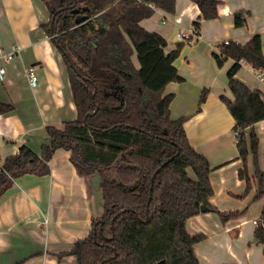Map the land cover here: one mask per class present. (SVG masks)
<instances>
[{"label":"trees","instance_id":"trees-1","mask_svg":"<svg viewBox=\"0 0 264 264\" xmlns=\"http://www.w3.org/2000/svg\"><path fill=\"white\" fill-rule=\"evenodd\" d=\"M42 1L50 18L55 17L52 42L69 57L63 60L77 117L61 128H47L49 140L39 154L23 145L6 158L0 166V198L23 176L49 175L53 155L65 150L81 177H99L104 203L103 216L92 221L89 235L75 242L67 254L75 257V264H200L194 246L203 237L189 235L186 221L200 215L201 206L215 211L210 205L213 169L189 144L185 120L170 118L174 95L164 93L168 84L184 81L174 66L184 44L166 53V40L141 25L157 10L174 14L176 0ZM190 1L200 9L193 24L199 36L202 21L216 19L221 2ZM80 16H86V21L76 25ZM249 17V12L235 13V26H246ZM43 27L50 34V22ZM217 47L219 54L213 57L219 67L234 61L227 74L233 101H223L235 119L239 157L244 163L249 155L254 157L260 197L264 170L258 169L254 126L264 121V98L235 75L241 62L264 70L262 40L255 35L245 45L228 41ZM206 97L204 91L199 106ZM13 111V105L0 102V115ZM239 178L246 181L248 191L246 167ZM255 241L264 248V210Z\"/></svg>","mask_w":264,"mask_h":264},{"label":"crops","instance_id":"crops-1","mask_svg":"<svg viewBox=\"0 0 264 264\" xmlns=\"http://www.w3.org/2000/svg\"><path fill=\"white\" fill-rule=\"evenodd\" d=\"M219 1L218 17L202 21L199 36L193 24L200 9L190 0H176L174 14L157 10L141 25L166 40V53L184 44L174 61L184 81L168 84L164 93L174 95L170 118L185 120L189 144L213 169L210 205L215 211L186 221L189 235L203 237L194 246L199 263L264 264V248L255 241L254 224H261L264 194L258 197L253 155L245 163L239 157L235 119L223 101H233L227 74L234 61L219 67L213 57L219 54L218 44L235 41L245 45L255 35L261 37L264 54V0ZM237 12L250 13L242 28L234 23ZM50 21L42 0H0V67L5 69L0 75V102L14 107L13 112L0 115V166L23 145L39 154L49 140L47 128H61L77 117L63 55L43 27ZM178 34L189 35L191 41L179 39ZM133 63L138 68L136 56ZM29 67L36 70V88L29 85ZM235 79L260 91L264 98V83L247 63L241 62ZM204 91L207 97L199 106ZM254 129L259 141L258 169L263 171L264 121ZM70 155L57 150L49 162V175L23 176L0 198V264L76 263L67 254L75 242L89 235L92 221L103 216L104 203L100 179L81 177ZM244 167L250 178L248 191L246 181L239 178Z\"/></svg>","mask_w":264,"mask_h":264},{"label":"built area","instance_id":"built-area-1","mask_svg":"<svg viewBox=\"0 0 264 264\" xmlns=\"http://www.w3.org/2000/svg\"><path fill=\"white\" fill-rule=\"evenodd\" d=\"M177 37L179 39L185 41V42H188V43L191 41L190 40L191 37L189 35H187V34H178ZM9 59H11V56H9L7 58V60H9ZM255 71H256L257 78L259 79V81L264 83V70L263 69H259V70H255ZM4 73H5L4 67H0V75L2 76V75H4ZM26 75H27L30 87L31 88H36L37 84H38V76H37L35 68L34 67L27 68ZM254 224L258 226V225H260V222L254 221Z\"/></svg>","mask_w":264,"mask_h":264},{"label":"water","instance_id":"water-1","mask_svg":"<svg viewBox=\"0 0 264 264\" xmlns=\"http://www.w3.org/2000/svg\"><path fill=\"white\" fill-rule=\"evenodd\" d=\"M61 11H62V10H60L59 12H61ZM83 11H87V9L84 8ZM59 12H58V13H59ZM73 13L77 14V13H79V10H73ZM86 18H87L86 16H80V17H78V18L76 19V21H75L76 25H80V24H82L84 21H86ZM54 19H55V17H53V18L51 19V21H50V35H51V40H52V41H53V38H54V36H53V25H54ZM58 49L60 50L61 54H62L63 56H65V57L69 60V57L65 54L64 50H63L61 47H58ZM70 64H71V63H70ZM71 66L73 67L72 64H71ZM73 68H74V67H73ZM74 70H75V69H74ZM91 99L94 100V95L91 96ZM95 113H96V111H95L93 114H89V115H87V117H89V116H93ZM179 152H180V150H178V153L176 154V156L179 154ZM171 160H172V158H171L170 160L166 161V162L162 165V167H164L165 165H167ZM158 171H159V170H158ZM158 171L155 173L154 177L157 175ZM209 211H210V209H209L208 207H206V206H201V213H207V212H209ZM148 221H149V220H147L145 223H148Z\"/></svg>","mask_w":264,"mask_h":264},{"label":"rangeland","instance_id":"rangeland-1","mask_svg":"<svg viewBox=\"0 0 264 264\" xmlns=\"http://www.w3.org/2000/svg\"><path fill=\"white\" fill-rule=\"evenodd\" d=\"M96 178L98 179L99 177H98V176H96Z\"/></svg>","mask_w":264,"mask_h":264}]
</instances>
